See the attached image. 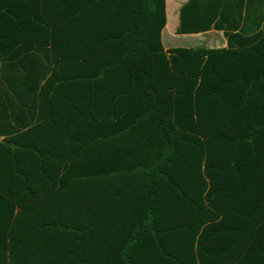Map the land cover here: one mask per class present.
<instances>
[{"label": "trees", "instance_id": "trees-1", "mask_svg": "<svg viewBox=\"0 0 264 264\" xmlns=\"http://www.w3.org/2000/svg\"><path fill=\"white\" fill-rule=\"evenodd\" d=\"M0 0V264H264V0Z\"/></svg>", "mask_w": 264, "mask_h": 264}, {"label": "crops", "instance_id": "crops-1", "mask_svg": "<svg viewBox=\"0 0 264 264\" xmlns=\"http://www.w3.org/2000/svg\"><path fill=\"white\" fill-rule=\"evenodd\" d=\"M188 1L189 0H166V3H167L166 25H165V27H164V29L162 31V39H163V36H164V32L167 31V40H168L167 44L168 43L169 44L167 46H165L163 44L165 50L171 49V48H175V47H171L169 45L173 43V40H174V38L176 36H179V35L175 34V31H176V28L179 27L180 9ZM170 7L172 8V13H170ZM170 14H172V16ZM170 18H171V24H169ZM205 34L207 35V33H205ZM205 34L182 35V36L202 39V37H205ZM203 42L204 41H202V43ZM216 43H219L221 46L220 47H215L214 45ZM200 46H203V45H196L194 47H184V48H196V47H200ZM204 46L208 47V48H222V47H226L227 46V42H226V39H225V37L223 35V32L211 31L210 32V36L208 37L207 41H205Z\"/></svg>", "mask_w": 264, "mask_h": 264}, {"label": "rangeland", "instance_id": "rangeland-1", "mask_svg": "<svg viewBox=\"0 0 264 264\" xmlns=\"http://www.w3.org/2000/svg\"><path fill=\"white\" fill-rule=\"evenodd\" d=\"M170 13H172V8L170 7ZM172 16V14H170ZM169 24H171V18L169 21ZM210 36V33H207V35L205 34V37H202V39H198V38H192V37H184L182 35L176 36L173 40V43L170 44L169 46L171 47H194L196 45H203L205 44V41H207L208 37ZM212 39V38H211ZM170 40V39H169ZM171 41V40H170ZM202 41H204L202 43ZM162 42L165 46H167V31L164 32V36L162 39ZM215 47H220L221 45L219 43H216L214 45Z\"/></svg>", "mask_w": 264, "mask_h": 264}]
</instances>
